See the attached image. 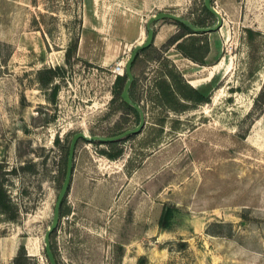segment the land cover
<instances>
[{
	"label": "rangeland",
	"instance_id": "374dc122",
	"mask_svg": "<svg viewBox=\"0 0 264 264\" xmlns=\"http://www.w3.org/2000/svg\"><path fill=\"white\" fill-rule=\"evenodd\" d=\"M122 1L96 0L104 35L83 56L90 0H0V174L13 205L0 211V264H50L45 234L74 134L113 136L140 123L116 94L127 80L117 85L115 69L133 48L119 53L104 38L106 17L118 13L132 36ZM176 1L160 11L205 28L218 23L205 0ZM212 4L220 29L179 41L194 40L205 64L176 44L163 47L181 30L175 20L152 24L153 48L140 54L129 90L145 113L143 128L115 148L78 140L66 212L51 235L60 264H264V0ZM150 18H142V41ZM45 69L56 71L55 98L40 82ZM171 72L209 101L164 97L158 81ZM166 205L174 216L163 230Z\"/></svg>",
	"mask_w": 264,
	"mask_h": 264
},
{
	"label": "trees",
	"instance_id": "16d2710c",
	"mask_svg": "<svg viewBox=\"0 0 264 264\" xmlns=\"http://www.w3.org/2000/svg\"><path fill=\"white\" fill-rule=\"evenodd\" d=\"M212 2H213V0H212ZM204 9L208 13H210V11L206 8L205 5H204ZM176 23L180 26V29L183 32H181V30H180L179 32L174 34L163 45V47L169 48L171 45L176 44L177 47L180 48V50L183 52V54L186 57L191 58L192 60H194L200 64H205L204 59L202 57H199L196 54L197 51H200V48L195 44L194 40H192V42L187 46L179 42L180 39H182L186 36L190 37L194 33L203 34L204 32H196L193 29H191L190 27L186 26L182 22L176 21ZM194 24L196 26H199V27L203 26L202 23L195 22V21H194ZM152 48H153V44L150 47L141 50L138 53V55L134 61L133 67L135 66V63L137 62V60L139 59L140 54L145 53ZM43 74H44V77L41 76L40 82L46 88H48V86H50V85L52 86L51 87L52 95H53V98H55V96L57 95L58 90H59V85L53 84L54 78L57 76L56 71L54 69H45V71H43ZM126 80H127V74L125 72L124 75L117 76L116 84L117 85L121 84V86H124L123 84ZM135 80L136 79H134V81L131 85V88H133L135 86V83H136ZM174 82H176V84L179 85L178 88H175V85L173 84ZM158 87H159V90L162 93V95L164 97H167L168 99H171V98L174 99V98H176L175 95L179 94L182 98H184L186 100H192L195 103H202V102H208L209 101V97L206 96V94L203 92L202 89H196V88L192 87L191 85H189L188 83L184 82L180 73H172V72L166 73L165 78L160 79L158 81ZM121 93H122V91L116 93L118 99L120 100V104H119L120 106L119 107L120 108L124 107L125 109H135L132 105L126 103L122 99ZM91 142H95V141H91ZM102 143L108 144L111 148H115L117 141L102 142ZM102 152L105 154H108L112 158H116V157L120 156V154H121V150H118L113 154L108 153L109 151L107 152L106 150L102 151ZM5 180L6 179L2 178L1 174H0V211L1 212H8L13 207L10 196L8 195L7 189L5 188ZM64 203H65V199H64L62 207H61L60 217L64 216V214L66 212L64 207H63ZM173 212H174V210L171 206L166 205L164 207L162 214L159 218V223H158L160 229L166 230V229L172 228V224H173L172 222H173V216H174ZM24 248L25 247L22 246V249H24ZM52 248H53V246H52ZM53 252L56 256L55 249H53ZM21 253H22V255H25L26 254L25 249L22 250ZM58 264H60L59 261H58Z\"/></svg>",
	"mask_w": 264,
	"mask_h": 264
},
{
	"label": "water",
	"instance_id": "95a60500",
	"mask_svg": "<svg viewBox=\"0 0 264 264\" xmlns=\"http://www.w3.org/2000/svg\"><path fill=\"white\" fill-rule=\"evenodd\" d=\"M205 6L210 12L214 13L217 16L218 23L215 26L207 27V28L199 27L181 15H178L175 13H170V12H165V11H161V12L153 15L148 20L146 40L143 41L142 43L136 45L133 48V51H132L130 57L128 58V60L126 62L125 72L127 74V81H126L125 87H124L123 92H122V99L126 103L132 105L133 107H135L136 109H138L140 111L141 121L137 127L133 128V129H128V130L124 131L123 133H121L119 135H114V136H97V135L90 136L84 132H77L73 136L71 144H70V148H69L65 180H64V183L62 185V188L60 190V193L58 195V199H57V202L55 205L53 223L45 234V250H46L47 257L49 258L50 264H58L57 258L53 252V249H52L51 235L54 232V230L56 229V227L58 226V223L60 220L61 207H62L63 201L66 197V194L68 192V189L70 187V183L72 181V176H73V172H74V155H75V150H76L78 140L83 138V139L90 141V142L91 141H101V142L116 141V140H120L121 138H123L129 134L138 133L143 128L144 123H145V113H144L143 109L137 103H135L133 101V99L131 98L129 90H130V87L134 81L133 64H134V61H135L138 53L141 50L150 47L154 42L155 31H154V28L152 27V24L154 22L160 20V19H163V18H171L175 21L184 23L186 26L190 27L191 29H193L196 32L208 33V32H212L216 29H220V27L223 25L222 15L213 6L212 0H205Z\"/></svg>",
	"mask_w": 264,
	"mask_h": 264
},
{
	"label": "crops",
	"instance_id": "0c3cea01",
	"mask_svg": "<svg viewBox=\"0 0 264 264\" xmlns=\"http://www.w3.org/2000/svg\"><path fill=\"white\" fill-rule=\"evenodd\" d=\"M122 2L124 4L123 6H126L132 12V21L130 24L132 28V36H125L124 31L126 30L121 29V26L125 24L122 21L123 18H121V15H119L120 13H118V15L112 16V19H108L106 17V23H110L111 29L104 37L107 42L112 41L113 44L118 47V52L122 54L143 42L142 39L143 35L145 34V29L141 24L143 23V17L150 18L154 11H160L163 6L179 5V2H175V0H170L169 2L168 0H124ZM148 13L150 14L148 15ZM104 20L105 19H103L102 12L96 0H90V3L85 4L82 17L83 34L80 39L78 52L80 55H83V51L86 48L85 45L88 44V42L95 43L103 37V26L105 23ZM210 77H212V75H210L208 79ZM193 81L195 80H191V83L194 85Z\"/></svg>",
	"mask_w": 264,
	"mask_h": 264
},
{
	"label": "built area",
	"instance_id": "2783aa9c",
	"mask_svg": "<svg viewBox=\"0 0 264 264\" xmlns=\"http://www.w3.org/2000/svg\"><path fill=\"white\" fill-rule=\"evenodd\" d=\"M126 68V61H122L121 63H118L117 68L115 69V72L118 74L124 75Z\"/></svg>",
	"mask_w": 264,
	"mask_h": 264
},
{
	"label": "flooded vegetation",
	"instance_id": "af4514ba",
	"mask_svg": "<svg viewBox=\"0 0 264 264\" xmlns=\"http://www.w3.org/2000/svg\"><path fill=\"white\" fill-rule=\"evenodd\" d=\"M135 108V107H134ZM136 109V108H135ZM138 112H139V114H140V111L138 110V109H136ZM140 121H141V114H140ZM140 124V123H139ZM138 124V125H139ZM137 127V126H136ZM128 130V129H127ZM121 133H123V132H121ZM121 133H119V134H121ZM119 134H117V135H119ZM75 135V134H74ZM114 136V135H113ZM85 140V139H84ZM87 141V140H86ZM117 141V143H119L120 142V140H116ZM100 143H102V142H100ZM117 143H116V145H117ZM104 144V143H103ZM108 145V144H107ZM108 147H109V145H108ZM110 150V149H109ZM110 153V152H109ZM113 154V153H112Z\"/></svg>",
	"mask_w": 264,
	"mask_h": 264
},
{
	"label": "bare ground",
	"instance_id": "6f19581e",
	"mask_svg": "<svg viewBox=\"0 0 264 264\" xmlns=\"http://www.w3.org/2000/svg\"><path fill=\"white\" fill-rule=\"evenodd\" d=\"M88 135V134H87Z\"/></svg>",
	"mask_w": 264,
	"mask_h": 264
}]
</instances>
